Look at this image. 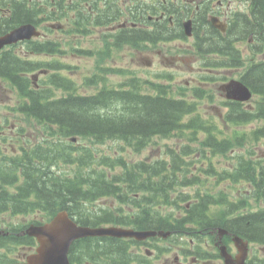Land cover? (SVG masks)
Returning a JSON list of instances; mask_svg holds the SVG:
<instances>
[{"label": "trees", "instance_id": "1", "mask_svg": "<svg viewBox=\"0 0 264 264\" xmlns=\"http://www.w3.org/2000/svg\"><path fill=\"white\" fill-rule=\"evenodd\" d=\"M27 1L13 4V14L4 20L0 32L10 28L14 21L37 20L31 9L36 13L39 10ZM111 10V7L103 9L96 16L97 20L111 16ZM250 10V17L236 15L235 18H239L236 37L253 33L264 40V0H250ZM89 20L90 15L85 14L82 18L78 16L76 23L86 24ZM202 23L206 33L205 38H199L198 49L237 60L238 51L231 37L211 34L207 32L211 29L209 23L206 20ZM128 30L115 36L117 45L143 40L157 43L182 35L179 27H170L166 21L148 32ZM203 42L208 49H202ZM37 43V51H48L53 47L48 42ZM40 65L15 57L10 51L0 55V77L15 86L19 94L17 112L40 126L44 137H53L51 147L43 148L45 153L33 151V157L22 155L18 158L17 155H0V215L41 213L49 218L64 209L81 225L113 224L173 233L166 240L157 237L146 241L107 236L83 238L69 249L71 264H148L150 259L146 251L131 249L149 246L161 250L158 240L171 242L174 237H180L178 244L183 250L206 256L200 241L210 232L214 235L220 227L251 242L264 244V208L240 213L247 200H231L222 190L215 193L214 185L209 186L211 175L217 176L218 181L230 180L233 184L242 180L253 185V197L264 201V163L256 164L239 154L232 168L218 170L209 160L211 155L226 152L235 143L241 145L242 133L235 134V143L230 138H219L221 131L216 122L197 113L195 100H187L181 95L176 97L168 87L157 83L147 86L139 77L131 76L116 88L102 87L95 93L82 94L74 92L70 79L50 75L47 81L54 89L63 91L59 96L54 95L50 87L34 88L25 75ZM96 77L91 83L102 80L99 75ZM242 80L264 99V62L252 64ZM44 82L39 87L46 84ZM195 93L200 96L198 91ZM240 104L235 103L231 108L229 119L234 124L245 119L242 113L249 117V112ZM255 115L264 118V103L258 105ZM176 132L186 135L189 141L198 140L199 146L188 142L179 149L169 148V159H156L150 163L138 160L132 164L122 154L99 156L97 149L98 144L113 140L140 151L153 136L167 138ZM199 134L204 135L202 140ZM69 136H78L89 143L68 142L65 137ZM253 136L264 137V125L258 127ZM206 161H209L207 167L199 165L198 169H192L193 164ZM117 167L122 171L114 172ZM185 187H194V190L185 191ZM105 196L115 198L117 206L95 203ZM123 204L127 206L123 207ZM192 240L195 243L192 244ZM27 241L32 242V239L10 237L7 242L6 237L0 236V247ZM8 256L0 254L2 260ZM247 264H264V257H253Z\"/></svg>", "mask_w": 264, "mask_h": 264}, {"label": "rangeland", "instance_id": "2", "mask_svg": "<svg viewBox=\"0 0 264 264\" xmlns=\"http://www.w3.org/2000/svg\"><path fill=\"white\" fill-rule=\"evenodd\" d=\"M117 1L122 3V6H124V3L130 2L127 0ZM223 1L226 3L228 0ZM230 4L237 11L248 12V4L245 0H230ZM49 37L53 39L55 38L56 42H60V46L65 48H68V46L64 43L62 44L61 42L69 40L70 42L68 41L67 43L70 45L71 42H75L76 40L72 39L68 36V34L60 33L58 31L50 33ZM78 40H80V44L77 45L75 43L74 45L80 46V48H84L85 51H89L90 53L71 54V50H68L63 53H58L59 56H48L45 53H41L39 55L28 54L25 58L39 63L49 62L50 64L52 63L54 57L59 58L66 65L64 69L60 70L61 74L72 79L73 87H75L74 92L84 94L92 93L106 86L116 87L129 75H136L145 81H150L152 84L159 83L162 86L168 87L169 90L178 97H180L179 95H184L188 98H195L194 92L198 91L200 93V97L195 98L197 102L196 110L201 116L205 118L210 117V119L216 122L215 124H217V127L221 131L220 134L218 133L219 138L228 137L233 139L234 134L238 135L245 130L249 131L251 128L263 123V121L258 120L255 123L242 127L234 124L227 126V124L223 121L226 107L223 104L224 97L222 91L219 89V86L230 78H238V73L241 72L242 69L240 67H227V65L209 68L205 67L206 64H219V61L216 60L221 59V57L213 54L203 55L195 51L192 44L193 38L186 41H171L149 46H133L123 43L118 48L112 47L110 53H108L103 47L105 42H103V39L99 37L97 28H95L92 33L79 37ZM238 47L241 49L243 56L246 58L255 57V59H257L262 56L261 53L253 56L246 42L240 43ZM101 49H104L105 53L101 52ZM24 51H26L25 46H17V52L24 55ZM243 61L249 62L250 60L246 59ZM42 68H44V66ZM105 68H110L111 71L105 73L100 82L91 83L96 74L100 72L101 69ZM37 73L38 76L34 79L42 85L45 83V80H43L44 77H42L43 73H40L38 70L29 72L30 75H35ZM223 76H225L224 80L222 79L224 78ZM42 88H46V84L39 87V89ZM55 94L59 95L60 90H56ZM17 100V93L0 79V130L2 131L0 136L8 137L19 133L20 138L18 141L21 139L27 140L28 138L30 142H28L27 145L25 143H21V147H23L24 150H17V154L28 153L27 150L33 146L37 137L40 136V126H38L33 120L23 117L19 115L18 112H15L14 109ZM186 117L188 118L189 115ZM11 126L14 127L12 128ZM21 135H23V138ZM42 138L43 137H41V139ZM203 138L204 135L199 134V139L202 140ZM16 140L17 136L13 137V145L9 147V144L7 143V146L16 150ZM79 142L83 144L82 140ZM188 142L198 144V140L189 141L186 135H180L176 132L168 138L153 137L147 147L140 152H133L131 149L124 147L125 151L123 153L128 161L146 159L147 162H152V160L157 158L169 157L166 153L168 148L179 149L181 145ZM240 142L241 145L233 144V150L231 152L227 151L216 156L213 155L209 160H211V162L215 164L218 169L228 168L231 167L232 163H234L230 155L232 152L245 154L250 147H254L257 155L264 156V144L262 142H251L248 138L241 139ZM84 143L87 144V142ZM3 145L4 143L2 142V137H0V146L3 147ZM119 148L120 147L117 142L106 141L103 144H99L100 153L112 154L114 151L119 150ZM7 153H11L9 149L7 150ZM208 162L209 161L198 162L196 165L193 164L192 169H198L199 165L205 167ZM208 180L211 181L209 186L214 185L213 191H215V193H217L218 190H222L229 198L231 197L230 199L238 198L241 194H243V192H246L247 187L245 185L233 187L231 181H218L214 175L209 176ZM183 190L193 192L194 187H185ZM246 194H248V192H246ZM104 200H107L113 206L117 205V202L114 199H101V201ZM260 206H263V204L256 200H251L245 209L240 212H247L248 210L255 209ZM33 218H35V216L32 215L26 217L2 215L0 216V221L2 220L5 224L2 225L0 223V228H3L4 226L18 227L20 224L26 223ZM177 240L178 237H174L171 240V243H174ZM160 245L165 246L162 243H160ZM256 245H259L260 247H257ZM250 247L252 248V251L255 250V247H257L258 251L256 253L260 256L264 255V245L254 243L251 244ZM146 248H148L149 252L153 250L151 264H175V256L178 254V249H171L165 253L161 252L162 254H160L159 257H157L159 252H156L155 249L149 246H141L139 248L134 246L131 251L138 250L139 252H144ZM2 250L8 252V250L0 249V253L2 255ZM20 251L21 250L19 248L10 254L16 256L17 253H20ZM231 251L232 253H235L236 249L232 247ZM134 263L141 264L139 262ZM186 264H188V262ZM211 264H223V260L217 258L213 260Z\"/></svg>", "mask_w": 264, "mask_h": 264}, {"label": "water", "instance_id": "3", "mask_svg": "<svg viewBox=\"0 0 264 264\" xmlns=\"http://www.w3.org/2000/svg\"><path fill=\"white\" fill-rule=\"evenodd\" d=\"M38 34L31 24H24L0 37V47L5 43L29 38ZM227 96L235 99H247L250 96L248 89L238 81H231L226 85ZM224 233V230H221ZM26 233L33 235L39 241L36 253L28 255L23 263L7 264H69L67 253L71 243L79 238L88 236H114L134 237L142 240L150 236L159 235L165 237L169 232L162 230H133L123 227H89L81 226L72 220L65 210L59 211L49 222L42 225H30ZM238 254L232 258L227 253L225 246H220V254L225 264H244L247 255V242L238 236L233 237Z\"/></svg>", "mask_w": 264, "mask_h": 264}, {"label": "flooded vegetation", "instance_id": "4", "mask_svg": "<svg viewBox=\"0 0 264 264\" xmlns=\"http://www.w3.org/2000/svg\"><path fill=\"white\" fill-rule=\"evenodd\" d=\"M206 1H208V0H205V1H203V2H206ZM219 3H221V2H219ZM219 6H217V7H214V6H212L211 7V10H210V13L211 14H214V15H216V16H218V17H221L222 19H224V21L227 23V25H229V19H230V13H231V8H230V6L229 5H227L226 7H225V10H223V12L221 13V12H219V11H216V8H218Z\"/></svg>", "mask_w": 264, "mask_h": 264}, {"label": "bare ground", "instance_id": "5", "mask_svg": "<svg viewBox=\"0 0 264 264\" xmlns=\"http://www.w3.org/2000/svg\"><path fill=\"white\" fill-rule=\"evenodd\" d=\"M246 1L250 2V0H246Z\"/></svg>", "mask_w": 264, "mask_h": 264}]
</instances>
